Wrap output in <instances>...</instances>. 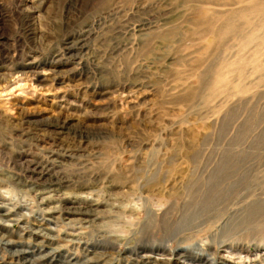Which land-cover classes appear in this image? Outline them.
<instances>
[{"label": "rangeland", "instance_id": "374dc122", "mask_svg": "<svg viewBox=\"0 0 264 264\" xmlns=\"http://www.w3.org/2000/svg\"><path fill=\"white\" fill-rule=\"evenodd\" d=\"M261 135L264 0H0V264H264ZM230 151L244 194L176 229Z\"/></svg>", "mask_w": 264, "mask_h": 264}, {"label": "bare ground", "instance_id": "6f19581e", "mask_svg": "<svg viewBox=\"0 0 264 264\" xmlns=\"http://www.w3.org/2000/svg\"><path fill=\"white\" fill-rule=\"evenodd\" d=\"M65 122V121H64ZM63 125V124H62ZM61 126V125H60ZM66 126V125H65ZM67 127V126H66ZM227 129L226 125L222 128V134H225V130ZM83 133V132H82ZM75 134V133H74ZM243 135V134H242ZM242 135L238 137V140H241ZM256 140V139H255ZM256 142V141H255ZM257 146L259 144L264 143V136L261 135L260 138H258ZM233 144V143H232ZM248 154L241 153L238 155L237 153H234L233 151L225 153L226 158L222 160V163L216 167L206 179H202V177H199L196 173L192 174L188 180L187 185V193L189 194V201L188 203L181 207L179 210V223L176 226V229H184L188 227L190 223H188V218L191 217H198L194 219L193 222H196V220L206 217L205 214H207V218L212 214L210 211L216 210L215 207H218L219 205H225L229 201V197L231 194L236 191L239 192L237 196H242L244 194L241 192L242 186H248V177L250 173L253 172L251 168L245 167L244 161H246ZM249 159V158H248ZM225 161V162H224ZM215 168V167H214ZM46 171V170H45ZM41 172V171H40ZM205 174V173H204ZM201 175V174H200ZM205 177V176H204ZM45 182V181H44ZM49 182V181H48ZM248 183V184H247ZM49 186H52L54 188V182H50L49 184H46ZM45 185V186H46ZM246 188V187H245ZM250 187H248L246 190H249ZM254 189V188H253ZM176 197V196H175ZM178 197V196H177ZM184 197V196H183ZM186 199V198H185ZM237 199V198H234ZM5 200V199H4ZM176 201V200H175ZM181 201V200H180ZM5 202V201H4ZM2 203V202H1ZM230 203V202H229ZM8 204V203H7ZM3 205V204H1ZM10 206V205H9ZM238 206V205H237ZM258 205H250L248 208L247 214L248 219L251 220V218H254L255 216H258L260 214V210L257 207ZM1 212H4L3 214L10 220L14 221L12 214L13 211L10 209V207L7 208V205L0 206ZM174 207V206H173ZM232 207V206H231ZM80 206L77 207V211L79 210ZM95 208V206H94ZM225 208V207H224ZM230 208V207H229ZM173 209V208H172ZM171 209V210H172ZM244 210V209H243ZM72 211V210H71ZM75 211V210H74ZM87 211V210H86ZM0 212V213H1ZM84 212V211H83ZM90 212V211H89ZM92 212V211H91ZM171 212V211H170ZM190 212V213H189ZM239 212V211H238ZM79 214V213H78ZM85 214V213H84ZM214 215V214H213ZM156 216V215H155ZM224 216V215H223ZM236 217V216H235ZM240 217V216H239ZM164 218V217H163ZM223 219V218H222ZM240 219V218H239ZM238 219V220H239ZM164 220V219H163ZM237 220V221H238ZM4 221V220H3ZM167 222V220H165ZM191 223V224H192ZM236 223V221H235ZM161 224V223H160ZM163 224V223H162ZM167 224V223H166ZM169 224V223H168ZM243 225V224H242ZM241 225V226H242ZM229 226V225H228ZM238 226V225H237ZM254 226V225H253ZM235 227V226H234ZM229 228V227H228ZM232 228V227H231ZM235 229V228H234ZM166 230V229H165ZM146 233V232H145ZM228 233V232H227ZM233 233V232H232ZM238 233V232H237ZM231 234V233H230ZM147 237V235H145ZM226 236V235H225ZM236 236V235H235ZM248 236V235H247ZM5 237V235H3ZM2 237V238H3ZM150 237V235H149ZM7 239V238H6ZM1 240V238H0ZM2 241V240H1ZM6 241V240H5ZM4 241V243H5ZM9 241V240H8ZM7 241V243H8ZM3 242V241H2ZM17 241H15L16 243ZM10 244V241H9ZM14 244V241H13ZM5 245V244H4ZM20 245V244H19ZM26 252V251H25ZM22 253V252H21ZM27 253V252H26ZM28 255V254H27ZM43 258V257H42ZM41 259V258H40ZM44 259V258H43ZM34 260V259H33ZM38 260V259H37ZM55 260V259H54ZM27 261V260H26ZM26 261H24L26 263ZM183 261V260H182ZM257 261V260H256ZM28 264H33V262L36 261H27ZM38 262V261H37ZM24 263V264H25ZM249 263V262H247ZM2 264V263H1ZM4 264V263H3ZM10 264V263H9ZM27 264V263H26ZM35 264V263H34Z\"/></svg>", "mask_w": 264, "mask_h": 264}]
</instances>
